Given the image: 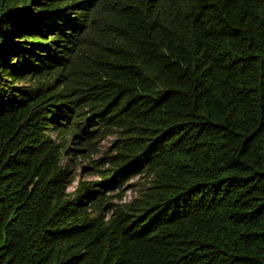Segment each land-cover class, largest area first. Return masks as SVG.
Returning <instances> with one entry per match:
<instances>
[{"label":"trees","instance_id":"obj_1","mask_svg":"<svg viewBox=\"0 0 264 264\" xmlns=\"http://www.w3.org/2000/svg\"><path fill=\"white\" fill-rule=\"evenodd\" d=\"M0 264H264V0H0Z\"/></svg>","mask_w":264,"mask_h":264},{"label":"rangeland","instance_id":"obj_2","mask_svg":"<svg viewBox=\"0 0 264 264\" xmlns=\"http://www.w3.org/2000/svg\"><path fill=\"white\" fill-rule=\"evenodd\" d=\"M117 138H118L117 135L112 134L101 139H95L93 140L92 143L86 140H80L79 143H76L75 141H73L74 143L73 142L70 143L72 155H68L66 164L69 167L70 162L68 160L70 158H75L71 166L76 167L74 173L76 181L82 179L84 180L101 179L99 173H97V171L94 170L93 167L94 164L91 161L113 154L115 141L118 140ZM77 147L79 148V151L76 150ZM100 165H102V161L100 162ZM109 167L110 165L108 164L106 166H101V168L103 169ZM141 180L142 179L140 178V174L133 175L129 178V180L125 182L124 188H122V190L107 191V196L110 195L113 196L114 202L128 201L134 198L136 195H138V186H136V184L138 182L139 184H141ZM75 183H73V185L69 187L70 190H74Z\"/></svg>","mask_w":264,"mask_h":264}]
</instances>
